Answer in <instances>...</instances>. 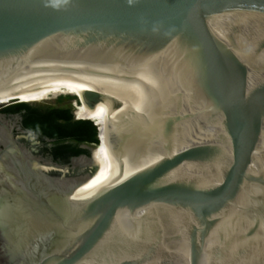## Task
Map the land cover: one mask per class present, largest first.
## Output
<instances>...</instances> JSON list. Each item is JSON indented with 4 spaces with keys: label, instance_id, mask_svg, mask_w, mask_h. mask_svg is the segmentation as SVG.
I'll list each match as a JSON object with an SVG mask.
<instances>
[{
    "label": "water",
    "instance_id": "1",
    "mask_svg": "<svg viewBox=\"0 0 264 264\" xmlns=\"http://www.w3.org/2000/svg\"><path fill=\"white\" fill-rule=\"evenodd\" d=\"M16 102L97 142L53 162L0 113V264H264V0H0Z\"/></svg>",
    "mask_w": 264,
    "mask_h": 264
},
{
    "label": "trees",
    "instance_id": "2",
    "mask_svg": "<svg viewBox=\"0 0 264 264\" xmlns=\"http://www.w3.org/2000/svg\"><path fill=\"white\" fill-rule=\"evenodd\" d=\"M21 110H25V126L38 133H46L48 136L54 137L56 141L72 139L76 142H97V126L91 119H76L70 105L43 106L16 102L8 105L5 109L7 112H19ZM67 152L72 155L88 153L87 150L72 143L56 145L54 148V154L57 157H63Z\"/></svg>",
    "mask_w": 264,
    "mask_h": 264
},
{
    "label": "flooded vegetation",
    "instance_id": "3",
    "mask_svg": "<svg viewBox=\"0 0 264 264\" xmlns=\"http://www.w3.org/2000/svg\"><path fill=\"white\" fill-rule=\"evenodd\" d=\"M34 105H38V103H31ZM7 106L1 108L0 107V113L6 114V119H9L10 123L9 126H13V134L14 138L19 142V144H26L32 143L33 138H35L36 143L40 144L38 148L36 149V152L41 155L43 158L52 160L53 162H58L60 164H72L73 157L78 155H72L68 152L63 157H57L54 154V148L56 145H62V144H77L78 147H81L87 151H90L91 142H76L72 139H63L60 141H56L54 137L48 136L46 133H38L35 130L25 126L24 124V113L25 110H21L19 112H7L5 111ZM10 115V117L8 116ZM1 127V123H0ZM0 147H3L0 141ZM82 154V153H81ZM11 170V166L8 163H3L0 165V175H2L4 172ZM0 194H2V191H0Z\"/></svg>",
    "mask_w": 264,
    "mask_h": 264
}]
</instances>
